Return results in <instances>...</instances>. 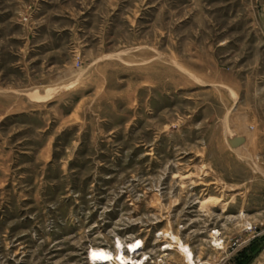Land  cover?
I'll return each mask as SVG.
<instances>
[{
    "label": "rangeland",
    "instance_id": "rangeland-1",
    "mask_svg": "<svg viewBox=\"0 0 264 264\" xmlns=\"http://www.w3.org/2000/svg\"><path fill=\"white\" fill-rule=\"evenodd\" d=\"M134 241L264 264V0H0V264Z\"/></svg>",
    "mask_w": 264,
    "mask_h": 264
},
{
    "label": "bare ground",
    "instance_id": "bare-ground-1",
    "mask_svg": "<svg viewBox=\"0 0 264 264\" xmlns=\"http://www.w3.org/2000/svg\"><path fill=\"white\" fill-rule=\"evenodd\" d=\"M203 202H204L203 205H207L206 204L207 200ZM215 206L216 205H213L212 207H215ZM212 235H213L212 237L213 246L219 248L220 242L217 237L218 232H214L212 233ZM125 245H126L127 255L124 252L120 251L122 249H114V251L109 250V249L107 250L106 249H96L92 251L91 254L89 255V260L93 264H144L145 263L146 257L144 254H142L141 257L138 258V251L140 249L139 243H136L134 241L131 243H125ZM167 248H169L168 244L165 249ZM182 249H183L182 254L184 255L185 262L187 264H194L193 253L190 251V249H187V248H182Z\"/></svg>",
    "mask_w": 264,
    "mask_h": 264
},
{
    "label": "crops",
    "instance_id": "crops-1",
    "mask_svg": "<svg viewBox=\"0 0 264 264\" xmlns=\"http://www.w3.org/2000/svg\"><path fill=\"white\" fill-rule=\"evenodd\" d=\"M236 252V249H232L231 252L229 253L231 256H233V253ZM203 264H207V262H203Z\"/></svg>",
    "mask_w": 264,
    "mask_h": 264
},
{
    "label": "built area",
    "instance_id": "built-area-1",
    "mask_svg": "<svg viewBox=\"0 0 264 264\" xmlns=\"http://www.w3.org/2000/svg\"><path fill=\"white\" fill-rule=\"evenodd\" d=\"M91 264V263H90Z\"/></svg>",
    "mask_w": 264,
    "mask_h": 264
}]
</instances>
